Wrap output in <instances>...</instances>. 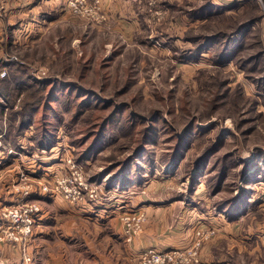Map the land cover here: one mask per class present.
I'll use <instances>...</instances> for the list:
<instances>
[{
  "label": "rangeland",
  "instance_id": "obj_1",
  "mask_svg": "<svg viewBox=\"0 0 264 264\" xmlns=\"http://www.w3.org/2000/svg\"><path fill=\"white\" fill-rule=\"evenodd\" d=\"M209 1L218 4L219 10L196 12ZM88 3L95 7L91 15H83L69 8L66 1L65 12L78 21L76 27H66L64 32L44 27L39 39L29 46L15 43L14 34L6 30L0 59L18 57L21 71L10 72L0 66V77L15 73L26 76L21 82H32L29 76L37 81L32 82L29 93L23 90L18 95L13 90V110L0 103V198L9 197V202L0 206V216L26 199L42 212L43 202L37 197L40 192L60 194L75 205L107 202L114 206L127 201L129 211L122 220L125 238L130 241L144 229L147 213L141 205L149 200L174 199L195 206L199 214L211 212L224 219L229 215L218 204L247 191L244 212L248 210L250 224L241 227L243 233L251 230L259 234L264 229V0H118L117 6L126 14L123 19H113V48L105 45L109 34L93 31L94 23L106 20L102 0ZM220 31L231 33L230 56H218L228 37L193 52L201 41L189 37ZM74 35H80L81 41L73 43ZM85 65V76L79 78ZM1 71H6L5 75ZM46 77L76 82L92 91L78 93L60 85L55 89L57 97H51L50 85L41 81ZM23 98L38 100L32 122L25 126H21L23 116L15 112ZM0 101L6 104L1 96ZM103 123L99 146L80 160L93 139L91 130H98ZM43 126L54 133L51 146L37 143L35 136ZM6 132L11 139H5ZM182 138L185 146L175 160L172 153ZM13 140L19 141L21 149L13 146ZM140 143L145 147L137 151ZM212 147L215 150L205 165L199 166L198 158ZM133 154L137 157L129 160ZM43 160L58 164L53 171L42 172L46 177L38 176V182L30 169L46 163ZM246 163L251 168L244 173ZM74 172L83 174L89 186L83 189L82 198L72 200L53 191L58 176ZM221 172L224 175L216 189ZM251 174L253 179L246 181ZM45 185L51 190L45 191ZM140 214L144 215L140 229L128 235L125 217ZM177 223L171 222L170 227ZM221 224L200 225L188 245L146 246L131 264H138L150 248L187 252L196 244L198 229L213 228L198 250L199 260L185 263L201 264L205 243L221 238ZM34 225L35 221L25 243L27 250ZM177 225L187 230L189 223ZM0 241L15 244L23 255L22 242L9 240L4 233ZM246 246L239 263L264 264V247L260 249L262 261L255 262L259 250L253 252Z\"/></svg>",
  "mask_w": 264,
  "mask_h": 264
},
{
  "label": "crops",
  "instance_id": "obj_2",
  "mask_svg": "<svg viewBox=\"0 0 264 264\" xmlns=\"http://www.w3.org/2000/svg\"><path fill=\"white\" fill-rule=\"evenodd\" d=\"M66 1L0 0V56L5 52L7 28L14 34L12 40L15 43L29 46L39 39L38 33L44 27L46 31L58 27L63 32L66 27H76L78 21L65 12ZM117 1L102 0L106 20L102 24L94 23L93 28L97 34L101 33L98 31L109 34V37H105V45L111 48L113 19H123L122 16L126 14V11L121 10L122 7L117 6ZM78 41H81V36L74 35L73 43ZM43 161L46 163L39 162L30 169L38 182L41 181L38 176L46 177L42 172L53 171L58 164ZM35 189L34 193H37ZM37 197L42 200L44 207L36 217L30 240L32 260H24L21 249L15 244L0 241V264H131L144 247L188 245L200 225H214L215 222L219 225L222 223L223 232L221 238L205 243L201 264H240V254L247 247L246 244L251 246L253 252L259 250L255 262L263 259L259 260V256H262L260 249L264 247V229L259 234L251 230L243 233L241 227L250 224L247 222L248 210L233 219H223L213 216L211 212L208 215L199 214L195 206L181 202L178 204L174 199L155 203L149 200L141 205L147 213L144 229L129 241L125 238L122 220L123 214L129 211L127 201L114 206L107 202L75 205L57 193L40 192ZM5 202H9L7 194L0 198V206ZM138 209L141 208L135 210ZM182 221L189 223L187 230L177 225L182 224ZM171 222L178 223L170 227ZM236 254L237 258L234 257Z\"/></svg>",
  "mask_w": 264,
  "mask_h": 264
},
{
  "label": "trees",
  "instance_id": "obj_3",
  "mask_svg": "<svg viewBox=\"0 0 264 264\" xmlns=\"http://www.w3.org/2000/svg\"><path fill=\"white\" fill-rule=\"evenodd\" d=\"M218 8H219L218 4L215 5V4H212L211 1H209L208 4L204 5L203 8L196 10V12L200 11V10H202V12L209 11V10H216V9L219 10ZM223 34H225V32L220 31L217 34H211V35H207V36H205V35H198L197 36L196 35L193 37H189V38L194 39V40L200 39V41H201V44L198 47H196L193 52L199 53L202 50H204L205 47H207L214 40L219 41L223 37H228V40L224 41L223 49H221V51L218 54V56H220L221 59L227 58L228 56L231 55L228 53V51H229V48L232 47V45H231V39L232 38L230 37L231 33L225 34L226 36H224ZM184 52L186 53V50ZM218 61H220V60H218ZM21 63H22L21 60H19V58L14 56V55L11 57H7V58L2 57L0 59V66L7 67L8 70H10V72H15V70L21 71V68H20ZM85 68H86V65L82 68L80 75H79V78H83L85 76ZM24 77H26V76H23V75H21V76L17 75L16 76L15 73H13V75L9 78H5L4 76L0 77V96L4 100H6V104H4V102L0 101L3 108H4V106H6V107L8 106L9 109H12V107L15 106V104L12 101L13 90L16 91L18 93V95L23 90L28 91V93L30 90H32L31 89V87L33 86L32 82L33 81L36 82L37 78H34L33 76H29V77H31L32 82H27V81L21 82L22 78H24ZM41 81L46 82L45 83L46 85H50V89H51V93H52L51 97H55V98L57 97V94H56L57 90H55V89L60 88V85L65 86L66 89H70V88L77 89L78 93L79 92L80 93L81 92L91 93V91H92L91 89L88 90L87 88L77 84L76 82L63 83L59 80V78H56V77H46L45 79H42ZM38 88H40V87H38ZM37 101H38L37 98L31 99V100H27V99L23 98L21 106L18 109H16V111H15V112H19L23 116L21 126L31 124L32 114L34 113V111L38 107ZM100 106H102V105H100ZM111 115H112V113H110L108 117H111ZM107 123H108V121H107ZM103 125H104V123L101 124V126L98 130H95V131L91 130L90 136L93 137V139L90 142L89 149L87 150V152L86 153L84 152L82 154V156H80V160H82L86 155L93 152L97 148V146H99L101 139H102V135L104 133V127L105 126H103ZM190 130H191L190 128L187 130V134L190 133ZM35 137L37 138V143L40 146L47 147V146H51V144L53 142V138H54V133H53L52 129L48 128V126H43V129L41 130V132L38 135H36ZM8 138L11 139L10 138V132L8 134L6 132V134H5V139L9 140ZM13 139H14V136H13ZM144 145H145V143H140V145L137 147V149H138L137 151L143 150L145 147ZM13 146L17 149H21L19 141H17V140H13ZM184 146H185V141L182 138L181 143L178 145L175 152L172 153V155H173L172 158L177 160L178 156L181 153V149H183ZM214 150H215L214 147L209 148L205 153H203L204 155H202L198 158L197 164L199 166L201 164L205 165L204 161L206 160L208 155L211 152H213ZM136 153H138V152H136ZM136 155L137 154H133V156L128 158V159L131 160L133 157L136 158L137 157ZM127 160H125L124 163L127 162ZM250 168H251L250 164L246 163L244 165V169H245L244 173H246L248 170H250ZM223 175H224V173L221 172V176L219 175L220 180L216 183L217 184L216 189L220 187L219 184H220V181H221ZM253 177H254L253 174H251L250 176L247 177L246 181L252 180ZM246 195H247V191H246V193L245 192L242 194L239 193V194L225 200L224 202H220L218 205H221L222 210H224L229 215V217L231 219H233V218L237 217L239 214H241L242 212H244V209L246 207V205L244 204L245 203L244 200L247 197Z\"/></svg>",
  "mask_w": 264,
  "mask_h": 264
},
{
  "label": "built area",
  "instance_id": "obj_4",
  "mask_svg": "<svg viewBox=\"0 0 264 264\" xmlns=\"http://www.w3.org/2000/svg\"><path fill=\"white\" fill-rule=\"evenodd\" d=\"M67 6L74 12L83 15H91L95 7L90 5L88 0H67ZM5 73L6 71H1V75H5ZM84 181L83 174L78 172L58 176L55 179V189H53V191H60L66 197L77 200L83 197V189L89 188ZM43 189L45 191L51 190L48 185H45ZM39 212H41V207L26 199L17 204H13L10 209L5 210L0 216V239L1 234L4 233L9 240L19 243L22 242L24 244L22 248L23 257L27 261H31L32 256L29 250H27V247H25V243H27L33 231V223ZM142 219H144L143 214L125 217L127 224L126 232L128 235L140 229V221ZM133 220L135 221L133 222ZM213 232V228L206 230L198 229L196 244L187 250V252H183L182 249L168 251L155 248L146 249L138 264H185L193 258L198 261V250L200 246L204 240L208 239L213 234Z\"/></svg>",
  "mask_w": 264,
  "mask_h": 264
}]
</instances>
